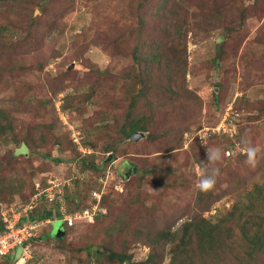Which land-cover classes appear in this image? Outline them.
<instances>
[{"label": "rangeland", "instance_id": "1", "mask_svg": "<svg viewBox=\"0 0 264 264\" xmlns=\"http://www.w3.org/2000/svg\"><path fill=\"white\" fill-rule=\"evenodd\" d=\"M139 1L22 0L0 8V22L13 28V40H0V109L17 134L44 139L36 141L35 153L0 139V212L26 201L31 185L46 181L65 183L66 193L76 190L82 206H89V192L104 177L116 213L109 220L117 218L115 205L120 208L123 199L141 198L140 212L120 210L129 226L122 238L135 262L145 261L149 248L133 230H174L198 215L216 222L264 183V0H168L163 19L153 13L156 0L143 7ZM140 16L145 25L138 35ZM128 26L133 31L123 39ZM156 43L159 60L150 57ZM136 54L163 94L152 90L132 110L130 95L152 84L132 83ZM129 112L145 115L151 128L136 142L120 131ZM242 138L257 149L255 167L244 163ZM111 148L114 154H106ZM208 148L222 151L221 175L214 190L199 197L196 183ZM90 155L104 161L101 172L83 169L81 160ZM150 164L164 169V177L150 172ZM210 195V206L202 205L199 198ZM151 215L158 219L153 225ZM104 225L76 223L55 238L60 223L50 220L38 232L41 241L30 243L31 258L19 264H88L86 250L76 249L89 244L101 252ZM232 248L219 262L239 263V249Z\"/></svg>", "mask_w": 264, "mask_h": 264}, {"label": "trees", "instance_id": "2", "mask_svg": "<svg viewBox=\"0 0 264 264\" xmlns=\"http://www.w3.org/2000/svg\"><path fill=\"white\" fill-rule=\"evenodd\" d=\"M21 1L22 0H0V8L14 5L16 3H21ZM152 1L153 0H140L139 6H146ZM156 1L157 5L153 9V13L163 19L166 14L168 0ZM34 20L35 19L32 17L29 18V20L27 21L28 24H30L29 27H32L34 25ZM144 23L145 19L140 16L137 21L138 35L142 34L143 26L145 25ZM11 29L13 28L8 27L0 22V40H13L9 36V33L12 32ZM175 30L179 31L180 29L176 28ZM132 31L133 28L131 26L126 27V29H122L121 37L123 39L127 38V36H129ZM14 43L15 42H13V44ZM153 48L154 50L150 54V57L157 56L159 60L162 57V54L159 50V43L154 44ZM139 58L140 55L136 54V75L131 77L132 83H137L141 86L145 85L146 82H150L152 84H150L148 88H138L137 93L130 95V107L132 110L137 104L138 99L144 96L148 98L152 90H156L154 92H157V94H163V88L161 89V84L159 83V81H152L149 79V75H147L148 73H143V71H146L139 66L141 64ZM167 79L169 82H172V75L169 74ZM75 108L77 110L80 109L79 105H76ZM260 111L261 113H264V107L260 109ZM149 129L151 128L149 123L146 122L145 115L142 114L135 116L134 114H131L129 112L127 115V122L122 125L120 131L122 134V138L129 140L134 133H140L141 131L146 132ZM14 130H16V126L13 119L6 111H4V109H0V139L10 138L7 140L23 144L24 148H27V150L31 151L32 153L36 152L34 149L36 141L44 142V139L40 137L35 138V136L29 131H26L24 135H22L21 133L17 134ZM77 150L78 148L75 147L73 149L74 153H77ZM105 153L114 154V148H111V150L106 151ZM54 161L59 162L56 159H54ZM143 161L148 162L147 160ZM102 163H104V161ZM102 163H96L94 161V157L91 155L90 157L87 156L81 160L83 169H88L95 173H99L101 172V170H103L102 166L104 164ZM148 169L150 172L153 171V173H157L158 175H161L163 177L165 175L164 169H160L158 167L154 168L151 164L148 165ZM135 170L136 169L130 170V172L133 173L135 172ZM123 180L125 181L126 178L124 177ZM126 183L129 184V181ZM62 184H64V186H61L60 197L62 198L64 209L67 212L82 210L88 207L82 206L81 196L79 197V194L76 190L70 193H66L69 186H66L65 183ZM46 187H48L47 181L42 183H34L29 189L26 201L20 202V204L18 205L28 202L34 195H36ZM263 189L264 183L255 184L251 190L245 192L244 199L246 203L244 200L236 201L231 206L230 210L222 215L216 222H212L211 220L205 218L204 215H198L190 217L174 230L168 227H162L159 229V231H155L152 227H149L147 225L145 226L146 230L144 232L143 230H133L132 232H130L132 236L134 238H139V236H142L144 242L149 248L148 256L143 262H135L133 255L128 254L126 251L125 246H127L129 241H127V239H125L124 237L122 238V234L128 230L129 226L121 218L124 213L120 211L124 207L128 210L134 209L140 212L139 209L141 206V198L137 196L131 203L127 199H123L120 202V208L118 207L119 209L116 207L118 204L115 205L116 210H118L117 218L109 220L112 211L113 214H116L113 210V206L110 200L111 193L113 191L109 190L108 193L102 197V201L99 204L106 210V213L103 215H96L89 219L88 222L82 224L97 228L100 223H106V225L103 226V229H101L102 237L98 243V248L101 249V252L93 250L94 247L89 244L84 245L83 247L79 246V248L76 250H80V252L86 250V257L89 261L88 264L95 261L97 262V264H164L165 257H168V262L166 264H222L219 261H222L226 255H229L228 252L232 251V246L234 245L239 249V257H237L239 258L238 264H264ZM92 191L93 190L89 192L90 196L88 195L90 199H92ZM130 194V197L133 198L132 195L134 194V191H132ZM198 194L200 197V194L204 193L198 192ZM199 201L202 205L209 207V202L212 201V196L210 195L207 198L203 199L199 198ZM115 202L116 200L114 201V203ZM37 204L38 206L37 208H35L33 214L29 215L30 219L37 221H53L58 218L54 213V209L59 206V204H57V199L49 202L48 200L41 198L40 201L38 200ZM202 211L205 212L207 211V209H202ZM145 218L146 215H143V222H145ZM157 220L158 219L156 217L151 215L150 222L148 224L153 225L157 222ZM118 224L120 225V228L118 227ZM3 231L4 225L0 220V234ZM41 239L42 237L39 236L32 239L30 243L39 242L41 241ZM20 253V249H16L11 254L1 258L0 261L5 260L8 264H18ZM92 256L96 258L93 261Z\"/></svg>", "mask_w": 264, "mask_h": 264}, {"label": "built area", "instance_id": "3", "mask_svg": "<svg viewBox=\"0 0 264 264\" xmlns=\"http://www.w3.org/2000/svg\"><path fill=\"white\" fill-rule=\"evenodd\" d=\"M74 142H77V138H74ZM82 150V149H80ZM100 187L98 190L91 192L90 205L82 210H75L73 212H67L64 209L61 195V187L64 184L60 183L53 185L48 182V187L41 190L34 195L27 203L18 206H11L0 212L1 221L4 225V231L0 234V259L11 254L16 249H20L19 263H24L25 260L31 258L30 253V241L39 237L38 232L50 223L47 221H37L30 219L29 215L33 214L35 208H37L38 200L41 198L48 200L49 202L57 199V206L55 214L57 219L55 221L62 222L64 228H72L76 223L84 224L96 215H103L106 210L99 204L102 201V197L106 194L105 187L107 181L104 177L98 180ZM58 196V197H57ZM18 263V264H19Z\"/></svg>", "mask_w": 264, "mask_h": 264}, {"label": "clouds", "instance_id": "4", "mask_svg": "<svg viewBox=\"0 0 264 264\" xmlns=\"http://www.w3.org/2000/svg\"><path fill=\"white\" fill-rule=\"evenodd\" d=\"M241 144L243 145L241 151L246 157L244 163L250 167H255L257 164V149L251 145L250 141H245L243 138L241 140ZM222 159L223 156L220 148L206 149V159L202 161V163L205 164L206 167L202 171L200 178L196 183V189L200 193L207 194L214 190L217 184V180L221 175V169L218 165L222 161ZM55 210L56 208L54 209V213H56ZM0 220H1V216H0ZM63 229H64V225H63Z\"/></svg>", "mask_w": 264, "mask_h": 264}, {"label": "water", "instance_id": "5", "mask_svg": "<svg viewBox=\"0 0 264 264\" xmlns=\"http://www.w3.org/2000/svg\"><path fill=\"white\" fill-rule=\"evenodd\" d=\"M144 137V134L143 133H134L132 136H131V140L132 141H138L139 139H142ZM111 156V155H109ZM110 158L109 157L106 161H110ZM125 178L127 179L128 176H125ZM60 223V226L58 227V229L56 230L55 232V238H61V237H64L65 236V231L63 229V223L62 222H59Z\"/></svg>", "mask_w": 264, "mask_h": 264}]
</instances>
